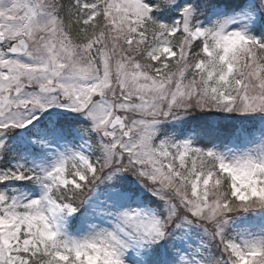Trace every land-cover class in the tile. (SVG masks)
Instances as JSON below:
<instances>
[{
	"label": "snow or ice",
	"instance_id": "snow-or-ice-1",
	"mask_svg": "<svg viewBox=\"0 0 264 264\" xmlns=\"http://www.w3.org/2000/svg\"><path fill=\"white\" fill-rule=\"evenodd\" d=\"M0 264H264V0H0Z\"/></svg>",
	"mask_w": 264,
	"mask_h": 264
}]
</instances>
